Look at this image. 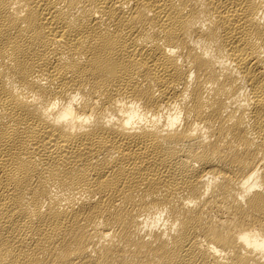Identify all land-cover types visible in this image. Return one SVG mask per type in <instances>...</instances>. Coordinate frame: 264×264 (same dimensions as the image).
Instances as JSON below:
<instances>
[{
	"label": "bare ground",
	"instance_id": "bare-ground-1",
	"mask_svg": "<svg viewBox=\"0 0 264 264\" xmlns=\"http://www.w3.org/2000/svg\"><path fill=\"white\" fill-rule=\"evenodd\" d=\"M0 264H264V0H0Z\"/></svg>",
	"mask_w": 264,
	"mask_h": 264
}]
</instances>
